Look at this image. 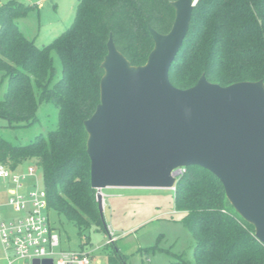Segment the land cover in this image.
<instances>
[{
	"label": "trees",
	"instance_id": "16d2710c",
	"mask_svg": "<svg viewBox=\"0 0 264 264\" xmlns=\"http://www.w3.org/2000/svg\"><path fill=\"white\" fill-rule=\"evenodd\" d=\"M176 1L79 0L72 25L43 48L18 25L36 5L9 0L0 8V71L9 81L0 117L31 125L42 102L58 109L57 129L30 144L0 137V165L15 171L27 162L35 164L43 173L49 211L72 223L79 235L105 228L91 185L85 122L101 103L108 42L112 38L133 66H144L155 46L150 28L163 35L171 31ZM196 1L188 36L171 70L172 84L186 90L203 75L222 87L264 82V0ZM54 55L62 65L58 80ZM175 193L195 254L193 263L177 257L172 264H264V244L255 227L235 210L212 173L199 166L186 168ZM111 264H120L119 258Z\"/></svg>",
	"mask_w": 264,
	"mask_h": 264
},
{
	"label": "water",
	"instance_id": "95a60500",
	"mask_svg": "<svg viewBox=\"0 0 264 264\" xmlns=\"http://www.w3.org/2000/svg\"><path fill=\"white\" fill-rule=\"evenodd\" d=\"M196 3H172L168 34L150 28L155 46L144 66H133L110 38L101 103L85 122L91 185L104 222L102 190L175 189L180 169L202 167L264 244V82L222 87L203 75L182 90L170 80Z\"/></svg>",
	"mask_w": 264,
	"mask_h": 264
},
{
	"label": "rangeland",
	"instance_id": "374dc122",
	"mask_svg": "<svg viewBox=\"0 0 264 264\" xmlns=\"http://www.w3.org/2000/svg\"><path fill=\"white\" fill-rule=\"evenodd\" d=\"M8 1L0 0V8ZM22 1L30 6L38 4L39 8L28 12L18 22L19 28L28 39L35 40L43 48L72 25L79 0ZM54 61L55 80H58L62 65L56 55ZM8 89L9 81L0 71V101L5 99ZM37 117L31 125L10 123L0 117V137L13 144L27 145L38 136L57 129L58 109L52 102H42ZM30 166L35 168L38 178L29 179V183L39 181L43 187V173L32 162L17 170L25 171ZM8 184L0 179V211L11 215L12 209L7 206ZM102 195L105 228L93 227L79 235L78 229L63 216L49 212L51 224L61 239L59 250L81 251L83 245L84 251L92 256L91 264H111V260L117 258L120 264H172L177 257L194 262V239L184 224L185 214L176 208L175 189L107 188L102 190ZM11 261L13 264H32L13 255ZM0 264H9L1 238Z\"/></svg>",
	"mask_w": 264,
	"mask_h": 264
},
{
	"label": "built area",
	"instance_id": "2783aa9c",
	"mask_svg": "<svg viewBox=\"0 0 264 264\" xmlns=\"http://www.w3.org/2000/svg\"><path fill=\"white\" fill-rule=\"evenodd\" d=\"M185 172L186 168L180 169L176 182ZM35 177L34 167L13 171L0 165V179L12 185L7 197L12 213L0 211V238L9 264H13L11 255L31 263L53 260V264H91L92 256L84 250H59L61 239L50 221L45 186L39 181L29 183Z\"/></svg>",
	"mask_w": 264,
	"mask_h": 264
},
{
	"label": "crops",
	"instance_id": "0c3cea01",
	"mask_svg": "<svg viewBox=\"0 0 264 264\" xmlns=\"http://www.w3.org/2000/svg\"><path fill=\"white\" fill-rule=\"evenodd\" d=\"M29 2H30V1H29ZM37 5H38V4H37ZM37 5H36V6H37ZM37 7H38V6H37ZM38 8H39V7H38ZM5 184H6V183H5ZM7 186H8V188L6 187V194H7V197H8V192H9V189L11 188L12 185H11V184H8ZM1 195H2V193L0 192V197H1ZM2 199H3V198H2ZM2 199H1V200H2Z\"/></svg>",
	"mask_w": 264,
	"mask_h": 264
}]
</instances>
